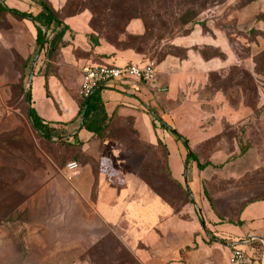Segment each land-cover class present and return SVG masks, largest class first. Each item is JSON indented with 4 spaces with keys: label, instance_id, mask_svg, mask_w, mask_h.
<instances>
[{
    "label": "rangeland",
    "instance_id": "rangeland-1",
    "mask_svg": "<svg viewBox=\"0 0 264 264\" xmlns=\"http://www.w3.org/2000/svg\"><path fill=\"white\" fill-rule=\"evenodd\" d=\"M86 4V0H71L67 13L82 9L91 13ZM133 19L143 23L141 18L130 22ZM136 24L127 25L126 32H134ZM196 25L203 34L210 31L216 41L223 35L228 52L212 58L207 72L190 65L184 82L171 92L166 82L160 83L165 98L158 103V115L181 139L185 172L190 174L192 164L196 166L202 193L214 212L223 222L236 225L244 208L264 201V0L245 6L242 0L215 3L198 16L192 31ZM30 29L24 19L7 10L0 12V264H72L77 260L82 264H141L128 245L125 222L107 227L99 240L89 238L98 222L88 214V205H78L72 179L64 170L69 161L82 159L79 149L67 147L69 131L50 125L56 134L48 138L32 126L28 112L37 92L54 98L50 111L54 116L57 110L71 116L78 109L83 68L78 58L84 54L60 49L50 59L48 42L38 45L37 32L31 29L32 35ZM101 41L109 43L105 38ZM178 47V53L187 50L188 56L191 48ZM150 61L157 63L155 57L139 54L129 62L109 65L142 66ZM149 108L117 112L105 143L91 140L85 154L98 170H108L100 157L105 154L104 144L112 145L117 158L126 160L124 171L148 181L181 208V217H187L192 213L193 193L188 186L181 188L171 181L166 146L158 135L167 127ZM261 238L263 242L256 239L253 243L259 251L264 249V234Z\"/></svg>",
    "mask_w": 264,
    "mask_h": 264
},
{
    "label": "crops",
    "instance_id": "crops-1",
    "mask_svg": "<svg viewBox=\"0 0 264 264\" xmlns=\"http://www.w3.org/2000/svg\"><path fill=\"white\" fill-rule=\"evenodd\" d=\"M49 1L56 11L63 14L69 0ZM7 8L22 12L39 11L38 5L32 0H0V12L6 11ZM61 17L69 26L64 37L67 45L61 50L70 49L71 52L77 50L84 54L78 58L79 64L109 65L113 61L129 62L138 58L139 54L132 50L117 51L114 46L103 41L94 48L88 38L91 32V13L88 10ZM24 20L33 31L37 32L38 24L35 25L36 23L34 24L30 19L24 18ZM133 23H137V28L130 33L142 34L144 25L141 20L133 19L128 24V28ZM196 26L189 35L178 37L174 42L177 46L191 48L187 58L167 56L156 65L157 74L154 82L147 83L133 77L122 78L106 82L102 85L101 91L108 114L150 105L151 114L159 118L158 120L168 128L159 130L158 135L167 147V162L172 176L183 186H188L193 193L195 200L192 213L187 217H181V212L174 213L173 209L138 174L124 171L126 160L118 159L117 153H114V148L110 144H104L105 154L100 157L109 167L108 170L101 168L95 173L91 164L80 163L79 174L71 180L78 205L83 207L88 205L90 208L88 214L91 213L98 222V226L93 227V233L89 238L99 240L104 237L103 233L107 227L125 222L128 245L141 264H227L232 244L255 256L258 255L257 257L264 255V249L259 251L253 246L256 239L263 242L261 235L264 234V201L251 203L244 208L240 224L231 225L223 222L202 193V181L196 166L192 164L190 174L189 171L185 172V154L180 137H177V133L164 117L158 115V103L161 98H165L160 94V88L163 87L160 83L166 82L171 92L179 82H184L190 65L202 67L205 72L211 69L213 61L204 60L197 50L192 49L194 46H215L224 54L228 52V43L223 40V35H219L216 41L210 31L203 34L202 27ZM31 29L30 34L34 33H31ZM112 53L115 54L110 57L102 56ZM37 96L32 106L38 114L50 125L65 127L69 131L68 136L72 138L69 141L81 142L85 152L94 137L92 132L82 127L79 107L71 116L68 114L62 116L60 114L62 110H57L59 114L54 116L50 112L54 98L52 100L43 98L40 92H37ZM56 102L59 103L57 98ZM103 142L105 143V140ZM84 217L85 214H82V221ZM81 239H86L85 234ZM72 264L82 263L77 260Z\"/></svg>",
    "mask_w": 264,
    "mask_h": 264
},
{
    "label": "trees",
    "instance_id": "trees-1",
    "mask_svg": "<svg viewBox=\"0 0 264 264\" xmlns=\"http://www.w3.org/2000/svg\"><path fill=\"white\" fill-rule=\"evenodd\" d=\"M32 1L39 7L37 13L32 11L22 12L12 8H7L6 10L16 17L30 19L38 24L36 26V43L43 46L45 42H48L49 49L47 55L50 59H54L57 52L67 45L64 37L69 30V26L64 22L61 16L66 14L73 15L83 11V9L77 12L67 13L66 9L71 1L69 0L64 8L63 14H60L52 7L49 0ZM86 1L87 4L85 9H89L92 13L90 26L93 28V31L88 34V38L94 48L100 45L101 40L105 38L117 51L132 50L138 54H144L151 58L155 57L156 64H158L169 55L180 59H186L187 50L184 54L178 53L179 47L171 44L170 41L175 37L189 35L195 24L198 23V16L204 10L215 3H222L225 0H164L163 3L159 0H151V4L150 1L145 2V0ZM174 1H176L175 4L173 3ZM254 1L256 0H242V3L243 6H245ZM132 18H141L143 20L145 27L144 33L131 34L126 32L125 28ZM258 19H260V17H258ZM164 40L166 43L162 44ZM158 49H160L159 52ZM194 49L200 53L204 60H210L215 57L221 58L224 56V53L221 52L220 49L216 50L213 46L209 45H196ZM208 52L212 53L210 54ZM114 54L115 53L102 56L110 57ZM97 56L100 55L97 54ZM102 89V86H99L86 100L80 102L79 114L82 127L92 132L94 139L104 141L108 137L107 134L110 123L117 114V111L108 114L101 96ZM28 115L37 133L48 138L56 134L55 128L51 127L50 123L44 121L32 104L30 105ZM68 146L79 149L78 151L82 159L80 157L75 159L80 160L82 164H91L94 172H98L92 158L87 156L82 149L81 142H68L67 147ZM190 157L193 160H197L192 154H190ZM170 179L173 183L182 188L183 185L172 176V173ZM142 180L173 209L174 213H180L182 211L181 208L166 200L148 181ZM184 191L187 193V190Z\"/></svg>",
    "mask_w": 264,
    "mask_h": 264
},
{
    "label": "built area",
    "instance_id": "built-area-1",
    "mask_svg": "<svg viewBox=\"0 0 264 264\" xmlns=\"http://www.w3.org/2000/svg\"><path fill=\"white\" fill-rule=\"evenodd\" d=\"M156 74V64L153 61L142 66L132 64L122 67L106 64L85 65L81 72L79 94L82 100H86L96 88L106 82L128 77L152 83L156 79ZM64 170L66 177L71 180L79 174L81 164L75 160L69 161ZM227 264H264V255L256 257L238 245L232 244Z\"/></svg>",
    "mask_w": 264,
    "mask_h": 264
}]
</instances>
